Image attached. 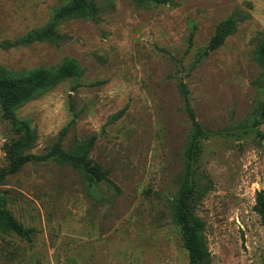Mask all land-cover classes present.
<instances>
[{
	"label": "rangeland",
	"instance_id": "374dc122",
	"mask_svg": "<svg viewBox=\"0 0 264 264\" xmlns=\"http://www.w3.org/2000/svg\"><path fill=\"white\" fill-rule=\"evenodd\" d=\"M67 1L0 0V42L44 25ZM94 1L97 19L62 21L58 44L0 50L9 70L64 58L83 69L17 108L15 124L0 107V168L23 125L36 135L27 151L38 155L66 128L63 149L93 138L88 158L109 181L54 160L8 175L0 202L33 232L26 240L0 226V264H187L170 209L183 185L193 189L188 218L203 223L204 264H264V226L253 210L256 191L264 190V88L256 60L264 0ZM229 16L235 31L199 59ZM180 79L204 130L188 163L191 125Z\"/></svg>",
	"mask_w": 264,
	"mask_h": 264
},
{
	"label": "trees",
	"instance_id": "16d2710c",
	"mask_svg": "<svg viewBox=\"0 0 264 264\" xmlns=\"http://www.w3.org/2000/svg\"><path fill=\"white\" fill-rule=\"evenodd\" d=\"M136 2L148 1L153 3H164L167 0H133ZM98 6L94 0H68L66 3L57 6L52 11L50 19L44 25L33 28L13 40H3L0 42V50L11 47L28 45L33 42H49L58 44L65 38L63 33L57 30V26L64 20L84 18L90 20L97 19ZM236 27V20L229 16L219 21L210 37L207 45L199 52L198 58L201 59L209 52L220 46L227 35L233 33ZM188 45L191 44L190 36ZM198 59V60H199ZM256 60L261 67L263 78L262 87L264 88V35L258 41L256 47ZM83 69L75 60L64 58L60 63L50 67H36L28 70L14 71L4 68L0 65V107L5 119L15 124L17 116L15 110L27 101L43 94L59 82L69 78H79ZM178 91L183 101L184 110L190 121V131L185 146L184 156L188 163L197 149V140L203 135L204 130L195 119L194 111L190 104L189 90L186 84L180 79ZM259 114L264 120V101L260 104ZM22 135L12 141L6 147L8 162L0 168V183L10 174L16 173L26 163L54 160L59 164H67L81 170L84 175L90 179L101 182L109 181L106 172L102 167L88 158V152L91 148L93 138L85 145H79L77 148L65 151L62 147V139L66 128H63L55 142L48 151L38 155L28 152L36 135L33 129L26 124L21 127ZM193 194L191 186L183 185L178 192V196L172 200L170 209L173 221L178 224L183 233L184 245L188 252L187 264H204L209 257V251L206 247L204 237L203 223L195 218L193 221L187 216L189 200ZM4 200V197H3ZM253 210L259 215L260 221L264 226V190H258L255 193ZM0 226L8 231H12L19 237L30 240L33 228L25 227L12 213L0 202Z\"/></svg>",
	"mask_w": 264,
	"mask_h": 264
}]
</instances>
